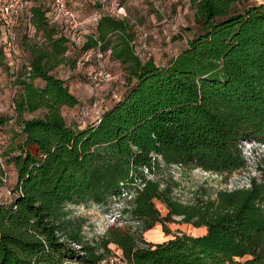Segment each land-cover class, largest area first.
Wrapping results in <instances>:
<instances>
[{"label": "trees", "instance_id": "trees-1", "mask_svg": "<svg viewBox=\"0 0 264 264\" xmlns=\"http://www.w3.org/2000/svg\"><path fill=\"white\" fill-rule=\"evenodd\" d=\"M239 1L189 0L198 33L162 67L134 54L125 21L101 17L82 49L104 50L101 43L117 33L112 56L126 67L128 90L85 128L66 123L62 109L78 100L51 73L71 65L66 39L51 31L47 46L30 50L13 80L7 120L19 141L4 153L16 182L0 200V264H101L111 247L123 264H264V176L190 204L149 178L161 167L227 176L245 167L244 144L264 146V6L238 11ZM31 20L37 30L47 27L40 7L31 8ZM131 192L122 212L137 229L115 224L85 240L69 208ZM177 219L205 233L144 240L157 224L168 236Z\"/></svg>", "mask_w": 264, "mask_h": 264}, {"label": "rangeland", "instance_id": "rangeland-1", "mask_svg": "<svg viewBox=\"0 0 264 264\" xmlns=\"http://www.w3.org/2000/svg\"><path fill=\"white\" fill-rule=\"evenodd\" d=\"M118 2L125 9V17L114 12V6ZM68 4L76 16L80 27L78 30L82 32L85 41L91 35L96 36L97 24L103 16L125 21L133 35L134 54L142 61H152L159 67L170 64L186 48L187 42L198 33L189 0H111L104 3L95 0H69ZM256 5L264 6V0H240L234 7L240 11ZM36 6L44 12L47 27L37 30L27 13L23 12L13 18V24L0 37V120L4 121L0 123V175L6 179L0 190V200L9 198V192L16 182L15 170L4 154L19 141L14 134L18 131L17 125L13 121H7L14 117L12 101L17 89L13 80L23 73L30 62V50L47 46L50 32L54 31L53 37H57L64 29L62 23L58 24V20L54 23L51 18H46L47 10L43 0ZM71 30L67 29L66 34ZM117 37V33L109 35L101 43L106 47L104 50L97 47L84 51L82 45L66 42L63 55L69 59L71 65H61L51 73L61 79L78 100L77 106L62 109L68 125L85 128L93 124L103 111L112 107L128 90L126 67L112 56V47ZM36 85L41 86L42 83L37 81ZM38 116H41V112L27 114L26 118ZM242 155L245 167L227 176L200 170L161 167L149 178L158 180L162 187L169 188L171 195L179 202L190 204L197 197L207 195L213 198L217 190L246 187L250 177L264 176V146L246 143L242 146ZM132 195L133 192L119 198L111 197L103 205L71 206L70 216L82 223V236L85 240L101 237L110 225V217L118 214V226L134 231L138 227L136 221L122 212ZM156 208L161 215L166 214V209L160 203H156ZM176 221L167 224L170 232L168 236L163 233L162 226L157 224L143 232L144 240L159 243L180 233L192 236L205 233L204 228H194L178 222V219ZM111 249L113 253L109 257L117 256L118 251L113 247Z\"/></svg>", "mask_w": 264, "mask_h": 264}, {"label": "built area", "instance_id": "built-area-1", "mask_svg": "<svg viewBox=\"0 0 264 264\" xmlns=\"http://www.w3.org/2000/svg\"><path fill=\"white\" fill-rule=\"evenodd\" d=\"M40 0H2L0 3V37L6 34L7 29L13 24V21L16 16L20 13L26 12L29 20H31V8L36 6ZM46 7V18L53 20L52 22L63 25L64 29L59 35H62L67 42H72L75 45H84L86 43L82 32L79 31V23L76 20V16L69 6V0H43ZM98 2H109L111 0H95ZM114 12L116 15L125 17V9L120 4H115ZM54 15V16H53ZM51 16V17H49ZM71 28L66 34L67 29ZM1 180L5 183V177L1 176ZM120 214L110 217L109 223L111 225L119 224ZM103 262H109L110 264H123L120 257L113 256L109 257ZM102 262V263H103Z\"/></svg>", "mask_w": 264, "mask_h": 264}, {"label": "crops", "instance_id": "crops-1", "mask_svg": "<svg viewBox=\"0 0 264 264\" xmlns=\"http://www.w3.org/2000/svg\"><path fill=\"white\" fill-rule=\"evenodd\" d=\"M117 255L119 256V255H120V253L118 252V253H117Z\"/></svg>", "mask_w": 264, "mask_h": 264}]
</instances>
